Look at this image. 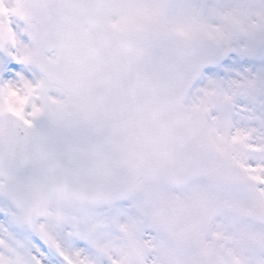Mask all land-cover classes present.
Segmentation results:
<instances>
[{
  "label": "snow or ice",
  "instance_id": "6c2138e0",
  "mask_svg": "<svg viewBox=\"0 0 264 264\" xmlns=\"http://www.w3.org/2000/svg\"><path fill=\"white\" fill-rule=\"evenodd\" d=\"M0 264H264V0H0Z\"/></svg>",
  "mask_w": 264,
  "mask_h": 264
}]
</instances>
